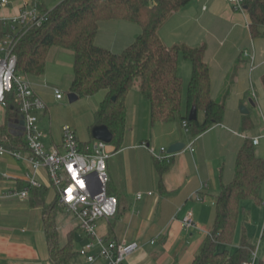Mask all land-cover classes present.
Here are the masks:
<instances>
[{
	"label": "crops",
	"instance_id": "obj_1",
	"mask_svg": "<svg viewBox=\"0 0 264 264\" xmlns=\"http://www.w3.org/2000/svg\"><path fill=\"white\" fill-rule=\"evenodd\" d=\"M62 1L43 0V5L51 10ZM22 6L23 0H9L8 5L0 8V16H16ZM249 24L248 12L236 9L229 0H192L175 10L159 27V35L168 46L205 47L204 59L210 68L212 97L221 101L228 90L224 99L225 115L221 123L193 137L181 119L153 123L151 101L140 92L139 82L130 90L126 98L123 142L119 148L111 143L106 148L110 153L107 160L109 189L118 197L119 209L109 220H99L97 229L98 234L106 239L139 243V248L127 257L124 264H192L215 222L217 196L222 186L235 177L237 152L247 137L259 139L254 145L255 152L264 158V35L253 36ZM141 32V26L132 21H102L95 42L121 53ZM64 49L51 48L45 74L32 79L35 91L45 102L49 96L60 103L64 100V95L58 99L54 92V88L59 87L50 84L54 73L61 74V78L64 71H71V86L75 53ZM187 65L188 60L181 56L178 71L183 78V112L192 74V64ZM103 91L104 99L106 90ZM250 102L253 109L249 107ZM242 104L250 109L248 114L242 112ZM7 113V106L0 103V127L6 125L11 134L22 133V120L10 125ZM38 115L46 146L61 145L62 133L61 139H57L46 129L52 124L49 106ZM245 115L253 119L251 131L243 127ZM94 123L95 117L88 118L89 126H94ZM185 136L188 137L186 147L172 154V163L161 177L156 167L157 156L162 155L161 148L168 150L171 144L184 142ZM79 139L82 142L91 140ZM190 144L194 150L190 149ZM0 172L13 176L6 175L8 179H16L13 183L16 190L28 187L29 162L11 155H0ZM10 189L14 190L13 187ZM139 193H142L140 199L137 197ZM262 194L264 197V187ZM15 198L22 205L30 203L34 206L37 203L31 192L25 199L0 198V264H54L44 229L43 205L37 203L42 205V209L17 208L12 206ZM190 211L196 228L190 229L183 224ZM17 221L21 224L14 223ZM263 228L264 205L253 200L244 201L237 227L239 241L231 245L222 244L219 250L228 249L234 253L246 233L256 246L254 264H264ZM69 237H73L75 254L68 264H88L86 258L78 253L88 236L81 229H71ZM95 264H106V261L98 259Z\"/></svg>",
	"mask_w": 264,
	"mask_h": 264
},
{
	"label": "trees",
	"instance_id": "obj_2",
	"mask_svg": "<svg viewBox=\"0 0 264 264\" xmlns=\"http://www.w3.org/2000/svg\"><path fill=\"white\" fill-rule=\"evenodd\" d=\"M192 0H63L49 10L48 20L41 26H29L15 46L18 56L17 71L31 79L41 77L46 70L49 50L61 46L75 53L74 77L71 92L79 97L91 96L106 90L95 114L94 125H107L113 133L111 144L119 148L123 142L127 119L126 98L139 79L143 96L151 101L152 122L187 121L193 137L223 121L225 101L211 94L210 68L205 62V47L186 44L168 46L159 35L161 24L179 8ZM245 10L250 17L249 28L253 36L264 35V0H245ZM128 20L139 24L141 34L123 52L115 53L96 44L100 23L107 20ZM4 31L0 27V39ZM183 56L192 64V75L187 87L186 109L183 112V78L179 74V59ZM8 123L21 119L20 107L13 94L6 102ZM204 111L201 121L189 119L192 107ZM249 115L243 118V127H253ZM6 125L0 127V142L13 149L28 150L24 133L11 134ZM92 138L83 144H92ZM169 160L156 161L162 177L170 167ZM163 186V182L161 181ZM264 158L255 152L253 139L247 137L237 152L235 177L224 184L216 199V219L201 252L192 264H243L249 260L256 246L246 233L239 248L231 253L219 250L220 245L234 242L239 216L244 201L263 204ZM36 201L42 204L44 229L49 245L50 259L54 264H68L75 254L73 237L60 244L57 223L58 212L63 209L57 200L45 203L46 186L29 187Z\"/></svg>",
	"mask_w": 264,
	"mask_h": 264
},
{
	"label": "built area",
	"instance_id": "obj_3",
	"mask_svg": "<svg viewBox=\"0 0 264 264\" xmlns=\"http://www.w3.org/2000/svg\"><path fill=\"white\" fill-rule=\"evenodd\" d=\"M229 1L236 9H245V0ZM8 3L9 0H0V8ZM42 5L43 0H23L18 15L0 16V27L4 31L0 39V50L5 53L4 57H0V103L6 105L8 96H15L20 107V120L24 122L23 133L28 146L24 155L23 149L9 148L0 142V155H11L29 162L31 166V172L27 174L28 187L4 193L0 198H28L29 187L42 186L37 174L41 168H46L57 189L59 204L76 217L79 228L88 236L78 253L86 258L88 264H95L98 259H104L106 264H124L127 257L139 248V243L106 239L97 231L99 220H109L119 209L118 197L109 189L107 160L110 153L106 150L108 143L95 139L92 144H83L76 132L69 125H65L62 130V144L48 148L43 141L38 115L40 111L47 110L48 105L35 91L32 79L17 71V42L29 26H41L49 18V11L43 10ZM54 92L58 99L64 95L59 88H54ZM183 123L187 129L190 128L187 121ZM258 142V138L253 139L254 145ZM189 147L194 150L193 144ZM161 154L157 159L169 160L172 155L165 147L161 148ZM137 197L142 198V193ZM183 224L190 229L197 227L191 211L184 217ZM261 238H264V228ZM256 259L255 250L251 258L243 264H254Z\"/></svg>",
	"mask_w": 264,
	"mask_h": 264
},
{
	"label": "rangeland",
	"instance_id": "obj_4",
	"mask_svg": "<svg viewBox=\"0 0 264 264\" xmlns=\"http://www.w3.org/2000/svg\"><path fill=\"white\" fill-rule=\"evenodd\" d=\"M53 47L58 48V49L61 48L62 50L61 46H52L51 48ZM68 51L70 50H66V52ZM4 56H5V53L0 50V57H4ZM188 64L190 65L191 63L188 61ZM57 74L58 73H54V76L52 77L50 84L53 86L59 87V89L63 91L64 100L61 102L62 103L61 104L60 102H57L52 96L48 97L46 103L49 106V111L52 116V124H49L47 126L46 128L47 132L49 134L53 133L54 135H56L57 139L58 138L61 139V133H62L63 126L66 124H69L70 127L77 133V135L81 139L83 140L92 139L93 126H89L87 124V120L90 117H93V118L95 117L96 109L97 107L100 106V103L104 97V91L101 90L94 95L81 97L76 102H70L68 98V94L71 92L70 86H69L70 81H71L70 76L72 75L71 71L69 70L64 71L61 78H60L61 74H58L59 76ZM138 81L139 79L136 80V83ZM63 103H66V104H63ZM242 106L246 107V105L244 104H242ZM249 107L250 109H253L252 102L249 103ZM199 115H200V119H204L205 114L203 110L199 111ZM251 130L252 128L250 129V131ZM184 139H185L184 143L187 144L188 137L185 136ZM24 155H26V152L24 153ZM39 172L40 173L38 174V179L43 185L47 187V192L45 194V202L48 205L53 204L57 200V196H58L57 189L55 185L53 184L52 179L50 178L48 174V170L46 168H41ZM0 174H1L0 194L9 193L11 191L10 187H13L14 190L16 191L17 189L16 185L13 186V183L16 182V179L6 178L5 177L6 175L9 177H13V176H10V174L8 173L4 174L0 172ZM14 200L15 201H13L12 206L17 207V208H20L22 206H27L29 208L42 209V205H39L37 203L34 206H32L30 203L27 205H22V203L18 202L16 198ZM241 213H240V216H241ZM240 216H239V219H240ZM14 223L21 224L18 221ZM57 223H58L59 238H60L61 244L65 243V241L68 239V234L71 229H75L76 231H79L80 229L79 227H77L78 220L76 219V217L64 207L63 209H60L58 212ZM239 239H240V234H239V229H238L236 230V235H235L233 243L238 242Z\"/></svg>",
	"mask_w": 264,
	"mask_h": 264
},
{
	"label": "water",
	"instance_id": "obj_5",
	"mask_svg": "<svg viewBox=\"0 0 264 264\" xmlns=\"http://www.w3.org/2000/svg\"><path fill=\"white\" fill-rule=\"evenodd\" d=\"M68 98L70 102H76L77 100H79L80 97L77 93L70 92L68 94ZM241 110L244 114L249 113V110L245 106H242ZM197 118H198V109L195 106H193L189 113V119L191 121H194ZM22 124L24 125L23 121ZM22 130H24V127H22ZM92 136L94 139L105 141L108 144H110L113 140V133L110 131L107 125H98V124L94 125L92 128ZM185 147L186 144L184 142H175L169 146L168 153L170 154L177 153L183 150Z\"/></svg>",
	"mask_w": 264,
	"mask_h": 264
},
{
	"label": "snow or ice",
	"instance_id": "obj_6",
	"mask_svg": "<svg viewBox=\"0 0 264 264\" xmlns=\"http://www.w3.org/2000/svg\"><path fill=\"white\" fill-rule=\"evenodd\" d=\"M83 184V182H81Z\"/></svg>",
	"mask_w": 264,
	"mask_h": 264
}]
</instances>
